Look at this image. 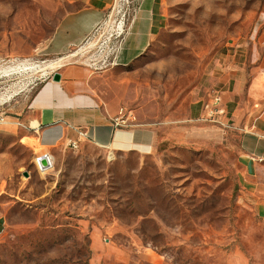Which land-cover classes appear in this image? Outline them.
Returning <instances> with one entry per match:
<instances>
[{"label": "rangeland", "instance_id": "rangeland-1", "mask_svg": "<svg viewBox=\"0 0 264 264\" xmlns=\"http://www.w3.org/2000/svg\"><path fill=\"white\" fill-rule=\"evenodd\" d=\"M139 2L114 0L96 32L57 55L50 41L81 1L0 0V264H264V219L239 199L244 166L224 100L262 65L264 0H161L157 36L119 66ZM55 60L53 73L13 70ZM71 64L94 72L102 106L153 131L150 151L72 150L30 125L36 94ZM217 93L225 114L204 121ZM44 154L52 168L39 173Z\"/></svg>", "mask_w": 264, "mask_h": 264}, {"label": "crops", "instance_id": "crops-1", "mask_svg": "<svg viewBox=\"0 0 264 264\" xmlns=\"http://www.w3.org/2000/svg\"><path fill=\"white\" fill-rule=\"evenodd\" d=\"M78 1L84 4L83 9L67 15L50 41L54 54L66 53L96 32L105 20L106 10L114 2ZM138 4L124 24L126 31L121 35L117 55L119 66H127L140 58L159 32L163 16L161 0H140ZM126 15L122 14L121 18ZM261 63L247 82L237 81L231 92L233 96L226 94L224 100L234 121L233 131L238 133V149L244 166L239 199L264 219V59ZM59 74V83L52 80L45 83L32 100L31 126L47 128L44 134L54 133L52 138L62 135L76 139L78 133L84 131L89 134L86 141L116 151L146 153L152 149L154 133L145 125L130 130L112 128L111 121L118 110L102 106L96 99L91 87L94 72L71 64ZM202 114V108L192 107L189 118L197 120Z\"/></svg>", "mask_w": 264, "mask_h": 264}, {"label": "built area", "instance_id": "built-area-1", "mask_svg": "<svg viewBox=\"0 0 264 264\" xmlns=\"http://www.w3.org/2000/svg\"><path fill=\"white\" fill-rule=\"evenodd\" d=\"M224 114L225 108L222 105V98L220 94L217 93L213 97L211 103L205 106L203 120L207 122H219ZM0 123H5V119L1 118ZM111 125L114 130H130L138 126V119L132 111L127 110L126 108H119L116 115L112 118ZM88 137L89 134L84 131L79 132L76 139L63 138L62 135H60L55 141H53V145H57L62 141L63 145H65L67 148L77 150L80 144L83 141H86ZM44 156H46V154L37 156L35 159V165L39 171L41 170L39 168L38 161Z\"/></svg>", "mask_w": 264, "mask_h": 264}, {"label": "bare ground", "instance_id": "bare-ground-1", "mask_svg": "<svg viewBox=\"0 0 264 264\" xmlns=\"http://www.w3.org/2000/svg\"><path fill=\"white\" fill-rule=\"evenodd\" d=\"M74 56V55H73ZM68 59V58H67ZM56 61V60H55ZM63 63H64V61H62V60H58V61H56V62H52V63H50L49 62V64H41V65H37V64H33V63H30V62H24V63H20L18 66H17V68H14L13 70H19V71H24L25 69L26 70H38V71H47V70H49L50 72H52L53 73V71L55 70V69H59V68H61L62 67V65H63ZM66 63V62H65ZM68 64V63H67ZM25 70V71H26ZM9 71H12V70H9ZM8 71V69H5V71H3V73H8L9 72ZM20 72V73H21ZM45 73V72H44ZM8 76H10V75H8ZM54 134V133H53ZM58 134V133H57ZM52 135V134H51ZM54 136V135H53ZM57 139V137H54L53 138V141H55ZM44 141V140H43ZM43 144V143H42ZM50 144H52V143H50ZM44 147V146H43ZM47 157H48V159H49V162H50V167L49 168H47V170L46 171H44V172H47L48 170H50L51 168H52V158H51V156L50 155H46Z\"/></svg>", "mask_w": 264, "mask_h": 264}, {"label": "water", "instance_id": "water-1", "mask_svg": "<svg viewBox=\"0 0 264 264\" xmlns=\"http://www.w3.org/2000/svg\"><path fill=\"white\" fill-rule=\"evenodd\" d=\"M52 81L54 83H59L61 81V75L59 73H55L52 76ZM39 164V168L41 170V172H44L47 170V168L50 167V162L47 156L41 157L38 161Z\"/></svg>", "mask_w": 264, "mask_h": 264}]
</instances>
